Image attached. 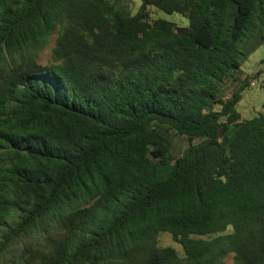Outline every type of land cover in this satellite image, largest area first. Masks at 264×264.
<instances>
[{"label": "trees", "instance_id": "1", "mask_svg": "<svg viewBox=\"0 0 264 264\" xmlns=\"http://www.w3.org/2000/svg\"><path fill=\"white\" fill-rule=\"evenodd\" d=\"M261 45L264 0H0V264H264Z\"/></svg>", "mask_w": 264, "mask_h": 264}, {"label": "rangeland", "instance_id": "2", "mask_svg": "<svg viewBox=\"0 0 264 264\" xmlns=\"http://www.w3.org/2000/svg\"><path fill=\"white\" fill-rule=\"evenodd\" d=\"M140 5L141 0H130V8L133 13L138 10ZM150 12L153 18H164L179 26H188L190 23L186 16L178 12L167 13L161 9H156L155 7H150ZM54 39L55 36L52 38L50 46L41 55V61L44 64L51 61L52 47L55 43ZM263 59L264 45H261L245 60L242 69L249 74H255L259 69L264 70V63H262ZM238 109L242 112L243 116L247 118L253 117L254 115H257L259 111L264 110V72L255 79V83L250 88L245 90L243 98L238 104ZM160 244L172 245L183 254L182 246L175 242L172 235L168 232H162L160 234ZM233 262V256L230 255L226 259V264H233Z\"/></svg>", "mask_w": 264, "mask_h": 264}]
</instances>
